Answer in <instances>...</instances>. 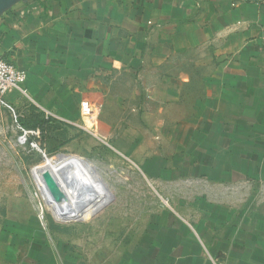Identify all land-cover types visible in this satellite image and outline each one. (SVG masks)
Returning a JSON list of instances; mask_svg holds the SVG:
<instances>
[{
	"label": "crops",
	"instance_id": "1",
	"mask_svg": "<svg viewBox=\"0 0 264 264\" xmlns=\"http://www.w3.org/2000/svg\"><path fill=\"white\" fill-rule=\"evenodd\" d=\"M0 59L45 154L95 133L172 200L134 260L264 264V0H0ZM37 233L32 259L58 264Z\"/></svg>",
	"mask_w": 264,
	"mask_h": 264
},
{
	"label": "rangeland",
	"instance_id": "2",
	"mask_svg": "<svg viewBox=\"0 0 264 264\" xmlns=\"http://www.w3.org/2000/svg\"><path fill=\"white\" fill-rule=\"evenodd\" d=\"M16 115L0 105V264H36L30 248L40 243L37 232L55 250L58 261L59 255L58 264L149 263L147 257L134 260L133 248L141 241L139 233L147 227L148 219H155L158 206L171 208L172 200L157 195L137 168L113 145L101 142L97 134L86 144L44 155L29 142H21ZM41 147L50 150L42 141ZM58 155L81 158L106 196L104 206L82 221L56 218L33 177L32 171L43 165L46 157Z\"/></svg>",
	"mask_w": 264,
	"mask_h": 264
},
{
	"label": "bare ground",
	"instance_id": "3",
	"mask_svg": "<svg viewBox=\"0 0 264 264\" xmlns=\"http://www.w3.org/2000/svg\"><path fill=\"white\" fill-rule=\"evenodd\" d=\"M32 174L45 203L58 219L61 218L58 212L63 205L62 199L67 200L66 207L71 210L78 203L86 202L87 206L82 213L83 220L93 215L97 207L107 201L93 173L81 158L66 155H58L55 158L46 157L44 164L35 168ZM68 182H73L76 187L74 185L70 186ZM44 184L48 192L45 191ZM51 192L53 199H50ZM80 192H82L81 195Z\"/></svg>",
	"mask_w": 264,
	"mask_h": 264
},
{
	"label": "built area",
	"instance_id": "4",
	"mask_svg": "<svg viewBox=\"0 0 264 264\" xmlns=\"http://www.w3.org/2000/svg\"><path fill=\"white\" fill-rule=\"evenodd\" d=\"M26 79L27 73L25 71L16 68L14 65L10 64L5 60L0 59V105L14 112V109L7 103L6 97L8 93L12 90H16L19 93L26 95V91L24 90ZM100 112L101 105H97L89 101H84L81 104L82 115L88 118L91 122H95L97 120L100 115ZM18 118V115L15 116L16 123H18ZM18 127L19 130L22 132V136L20 137L21 142H29L33 148L38 149L39 151L43 152L44 155H46L45 152L39 148L38 144L35 141L31 140V138L40 137V131L24 129L19 125ZM163 202L169 206V203L167 201ZM40 213V219L42 221L44 220V215L43 212Z\"/></svg>",
	"mask_w": 264,
	"mask_h": 264
},
{
	"label": "water",
	"instance_id": "5",
	"mask_svg": "<svg viewBox=\"0 0 264 264\" xmlns=\"http://www.w3.org/2000/svg\"><path fill=\"white\" fill-rule=\"evenodd\" d=\"M69 185H74L76 187V185L73 183V182H68ZM47 184V183H46ZM48 185V184H47ZM57 185V189L59 190V186L58 184L56 183ZM49 186V185H48ZM44 187H45V191L48 192V189L46 187V185L44 184ZM80 195L82 194V192L79 193ZM50 199H53V195H52V192H51V198ZM59 201V199H57ZM61 201H63V205L59 208V212H58V215L61 216V221H82V213H83V210L84 208L87 206V203H78V205L75 206V208L73 210L71 209H68L66 207V203H67V200L66 199H62ZM102 205H99L97 207V209H99ZM97 211V210H96Z\"/></svg>",
	"mask_w": 264,
	"mask_h": 264
},
{
	"label": "trees",
	"instance_id": "6",
	"mask_svg": "<svg viewBox=\"0 0 264 264\" xmlns=\"http://www.w3.org/2000/svg\"><path fill=\"white\" fill-rule=\"evenodd\" d=\"M31 130H36V129H31Z\"/></svg>",
	"mask_w": 264,
	"mask_h": 264
}]
</instances>
